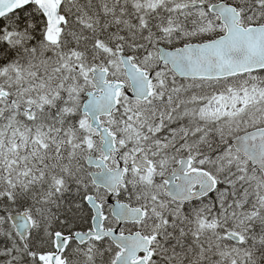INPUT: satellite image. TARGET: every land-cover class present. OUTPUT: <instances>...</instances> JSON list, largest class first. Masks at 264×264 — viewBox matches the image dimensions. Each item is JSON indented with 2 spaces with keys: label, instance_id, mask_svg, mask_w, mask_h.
Here are the masks:
<instances>
[{
  "label": "snow or ice",
  "instance_id": "snow-or-ice-1",
  "mask_svg": "<svg viewBox=\"0 0 264 264\" xmlns=\"http://www.w3.org/2000/svg\"><path fill=\"white\" fill-rule=\"evenodd\" d=\"M0 264H264V0H0Z\"/></svg>",
  "mask_w": 264,
  "mask_h": 264
}]
</instances>
